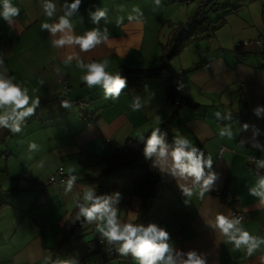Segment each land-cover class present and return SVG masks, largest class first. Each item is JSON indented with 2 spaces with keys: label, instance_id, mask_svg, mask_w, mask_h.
Wrapping results in <instances>:
<instances>
[{
  "label": "crops",
  "instance_id": "obj_1",
  "mask_svg": "<svg viewBox=\"0 0 264 264\" xmlns=\"http://www.w3.org/2000/svg\"><path fill=\"white\" fill-rule=\"evenodd\" d=\"M125 1L82 0L79 11L69 17L73 35L83 36L93 29L103 35L107 30L108 41L88 52H81L79 45L54 48L52 41L60 39L62 33L42 30L43 23H58L59 17L64 15L65 0H52L56 11L51 18L43 11L45 0H11L20 10L11 25L0 16V58L4 61L0 73L14 77L13 83L28 89L30 104L37 97L40 99L35 113L22 122L19 133L31 131L39 132L42 137L49 135L47 137H52L50 140L56 141L58 146L48 150L38 145L37 150L30 152L26 150L28 147L13 144L19 133L7 128L0 129V142L7 144L8 156L23 151L31 154L34 162L60 160L53 167L52 176L63 170L66 179L58 186L64 191L69 176H76L72 190L62 195L55 221H51L44 210L36 211V208L50 203L52 197L57 198L56 193L44 195V189L15 191L10 199L7 191L0 187V199L7 204L0 211V264H137L130 254L105 257L91 230L72 239L60 251L54 250L70 217L69 196L75 198L77 205L78 196L83 198L88 190L86 180L96 178L99 170L103 173L105 160L115 157L129 139L139 141L171 118L177 109L167 96L170 85H161L159 78L147 80L140 89H123L115 100L105 99L102 85L90 88L81 80L87 69L77 67L76 57L85 64L107 59L109 65L105 71L113 76H122L124 70H152L161 66L164 48L174 30L183 23L175 25L164 44L162 30L158 29L159 9L173 7L174 3L168 5L170 0H159V3L153 2L155 5L151 8L144 0H134L139 11L130 12ZM3 5L4 0H0V12ZM144 6L147 9L142 19L140 8ZM235 7H239V11L227 15L225 25L212 38L195 42L196 45L204 41L208 48L190 57L178 73L173 60L171 62L177 75L175 83L181 88L180 97L193 102L196 108L182 105L169 134L174 138H187L205 158H212L213 166L211 169L205 166V173H216L213 185L201 197L202 181L193 185L191 178L184 180L174 176L170 155L164 160L154 154L153 161L164 183L158 187V195L148 207L151 209L152 203L158 201V209L149 213L148 207L131 195L132 188L126 184H121L125 192L120 194L119 203L113 205L121 223L149 220L148 224L160 227L172 225L166 229L170 233L169 244L184 252L196 250L203 254L206 264H262L260 257L264 256V243L248 256L247 246L235 249L233 244L226 243L219 229L212 227L217 215L231 219L236 211L245 216L240 226L253 236L264 237V195L249 192L264 177V167L257 163L264 159V58L252 59L251 55L257 53L254 48L242 53L232 50L233 47L243 48L237 45L241 39H264V12L260 0H244ZM101 9L106 11V19L101 17L99 24H94L89 13ZM132 13L138 14L137 19L129 21ZM233 19L242 21L238 28L230 25ZM225 26L228 30L223 34ZM68 55H73L74 59L66 64ZM62 101H67L69 107L62 106ZM135 101L142 105L137 111L131 107ZM83 105L88 106L81 109ZM258 107L257 114L254 109ZM222 129L224 136L220 135ZM172 149L168 147L169 153ZM181 185L190 189L192 195H184ZM258 191L264 193V189ZM125 208L128 209L124 214ZM103 223L98 219L93 225L94 232L99 233L97 226Z\"/></svg>",
  "mask_w": 264,
  "mask_h": 264
},
{
  "label": "clouds",
  "instance_id": "obj_2",
  "mask_svg": "<svg viewBox=\"0 0 264 264\" xmlns=\"http://www.w3.org/2000/svg\"><path fill=\"white\" fill-rule=\"evenodd\" d=\"M156 2L159 3V0H156ZM81 3L82 0H72L71 3L65 0L62 6L64 15L59 17L58 23L42 24V30H48L52 34L62 33L60 39L52 41L54 48H63L65 45H79L81 52H88L97 45L108 41L107 30L103 35L97 29L88 31L83 36L72 34L73 26L69 17L74 16L79 11ZM42 7L45 15L50 18L56 11V5L52 0H45ZM134 11L139 10L134 9ZM19 14V8L14 6L11 0H4L3 11L0 12V16H3L7 24L11 25L13 18L19 16ZM89 14L94 24H99L101 17L106 19L107 15L106 11L102 9L94 13L90 11ZM134 19H137V17L128 16L129 21ZM73 59V55H68L65 63H71ZM76 59L77 67L87 69V72L81 77L86 86L91 88L102 85L105 99L115 100L119 98L122 90L126 88V79L121 75L113 76L105 71L109 65L107 59L103 62L93 61L87 64L78 57ZM3 64L4 61L0 58V66ZM13 80L14 77L8 78L4 73H0V129L7 128L12 133H19L22 122L35 113L40 104V99L37 97L30 104L28 89L13 83ZM178 90H181V88H178ZM62 106L69 107V104L67 101H62ZM131 107L133 111H137L142 105L135 101ZM259 111V107L254 109L257 114ZM244 127L246 128L247 125H244ZM166 135L167 133H162L160 128L151 131L147 138L145 155L150 158L155 154L158 159L164 160H167L170 155L173 175L184 180L191 178L193 185L200 184L202 181L200 195L203 197L204 191L208 190L217 178L215 172H210L207 175L205 173V166L208 169L213 166L212 158L210 156L205 158L200 149L193 147L190 141L183 137H175V147L169 153L168 145L165 143ZM220 135L224 136L223 129ZM37 149L38 145L35 142L29 144L30 152ZM257 163L259 167H264V159L257 161ZM75 180L76 176H69L66 191L72 190ZM181 187L184 195H192L190 189L184 185H181ZM258 189H264V177H261L257 186L250 188L249 192L253 195H264ZM119 196L120 194L116 193L117 199H113L111 196L101 197L95 195L94 190H86L83 195L85 203H77L79 208L77 220L83 217L89 224L97 219L103 221V224L97 226L101 240L107 241L109 246H115L118 253L122 255L127 256L131 253L137 264H206L203 254L198 253L196 250L184 252L170 245V233L155 223L148 224L146 227L144 224L121 223L118 219V210L113 207L114 203H119ZM187 202L185 201V203ZM88 203H90V206H86ZM240 225L241 220L239 218L229 219L220 214L217 215L212 227L219 229L220 233L226 237V243L233 244L235 249L239 250L242 246H247V255L252 256L260 244L264 243V237L253 236ZM173 253H175V256ZM260 260L264 264V256H261Z\"/></svg>",
  "mask_w": 264,
  "mask_h": 264
},
{
  "label": "trees",
  "instance_id": "obj_3",
  "mask_svg": "<svg viewBox=\"0 0 264 264\" xmlns=\"http://www.w3.org/2000/svg\"><path fill=\"white\" fill-rule=\"evenodd\" d=\"M173 1L175 0H170V3H173ZM183 1L187 4L197 3V12L190 18V22L187 24H180L174 30L172 39L164 48L161 66L152 70L122 71V77L126 79V91L143 88V84L147 80L154 78H159L161 85L166 83L170 85V87L167 88V96L169 101H172L175 105L178 104L176 105L177 109L171 118L166 119L156 128H160L162 133H167L165 136V143L168 147L172 148L175 147V138L169 134V129L178 116L182 105H188L192 108H196V106L193 102H186L184 99L180 98V90H178V85L175 83L177 75L174 74L171 62L189 46L193 40L212 38L225 25L227 15L239 10V7L231 8L230 5L224 7L220 6V10H229L222 18L212 22L208 19L206 11L203 10L205 0H182V2ZM260 1H262L264 12V0ZM217 5L218 4H214V6ZM256 39L263 38L259 37ZM262 58H264V56H262ZM86 106L88 105H83L80 108L82 109ZM151 131L147 132L143 136V139L141 138L139 141L129 139L126 144L117 151L115 157L105 160V167L102 175L98 178H88L86 180L88 190H94L97 196H111L113 199H116V193L122 194L125 192L121 184H126L132 188L131 195L142 201L144 207H148L149 203L157 197L158 187L164 183L163 175L154 163L153 156L149 158L145 155L146 142ZM78 203H84L83 199L81 198ZM5 206H7V204L0 199V211ZM86 206H90V203L86 204ZM78 212L79 208L76 205L62 230L61 240L54 249L56 252L60 251L72 239H77L80 235L84 234L86 230L92 227L98 220H94L91 224L87 223L83 217L77 220ZM148 222L149 220L136 224H144L146 227ZM93 235L95 236V240L99 242L98 248L101 250V253L103 250H107L110 247L116 252L115 256L110 257L104 255L105 257L117 258V256L121 255L118 253L115 246H109L107 241L101 240L100 233L95 232ZM129 254L131 255V253Z\"/></svg>",
  "mask_w": 264,
  "mask_h": 264
},
{
  "label": "rangeland",
  "instance_id": "obj_4",
  "mask_svg": "<svg viewBox=\"0 0 264 264\" xmlns=\"http://www.w3.org/2000/svg\"><path fill=\"white\" fill-rule=\"evenodd\" d=\"M105 2V0H98V2L102 3ZM146 6L153 8L154 3L156 1L153 0H144ZM244 0H216L214 3L210 4L208 7L204 8L203 10L206 11L208 19L212 22L217 21L219 18H222L229 9L227 10H220L221 7H224L226 5H230L231 8H234L236 5L243 3ZM173 7H168V8H163L160 7V16H159V21H158V29L162 30V42L166 44L168 37L171 35L173 32L174 28L176 27L175 25L180 23L187 24L190 22V18L193 16L194 13L197 12L198 9V4L193 3V4H187L186 2H182V0H175L173 1ZM126 4V9L130 8V12H134V9L139 10V5L135 3L134 0H127L125 1ZM170 5V2L167 3ZM214 4H218L217 6H214ZM141 7L140 12H141V18L143 19L145 10L147 7ZM221 6V7H220ZM166 7V6H165ZM257 8V7H253ZM166 9V13H164ZM196 11V12H195ZM239 11V10H238ZM235 12V11H234ZM253 13H257V11H254ZM138 14L137 13H132V16L136 17ZM230 16L228 17V19ZM171 21V22H170ZM171 23L173 26H171ZM242 21L239 19H233L231 22L232 27H239ZM147 25L148 28L150 26L149 24V17L147 16ZM226 27V26H225ZM237 27V28H238ZM226 30H228V27H226L222 33L226 34ZM148 34H150V30L148 29ZM202 40V39H199ZM199 40H193L189 48L186 50H183L175 59H173L172 65L176 66L177 68L175 71L177 72L180 70L181 65H184L190 60V57L193 55H197L199 52L202 50H205L204 47L208 48V45L204 43V41H200L198 44L195 45V42ZM242 43L248 40H239ZM207 42V41H206ZM239 42L237 43V45ZM202 45V46H200ZM236 45V46H237ZM235 46V45H234ZM235 46V47H236ZM160 49H162V46H159ZM247 48H237L234 49L236 53L238 52H243ZM252 56V59L257 58H262L260 54L254 53ZM257 55V56H256ZM160 67V64L158 65ZM178 73V72H177ZM78 108V107H76ZM79 120H81V117L79 116ZM80 126H82V121L80 122ZM65 129V128H63ZM47 133V132H46ZM49 135H46V137H42L39 132L34 133L31 131H23L22 133H19L14 139H13V144L17 146H22V147H28L26 150H29V144L32 142H35L37 145H41L43 149H48L50 150L51 147L53 146H58L56 141L50 140L52 137H47ZM11 141V139H9ZM7 144L5 141L2 142L1 144V150H0V187L4 190L7 191V194L9 195V198L12 199V194L17 191H28L32 189H44V195L50 193H56L58 196L57 198L52 197V200H50V203H45L43 206L37 207L36 211L39 210H44V213H48L51 221H55V218L58 216L59 211H60V200H62V195L67 194V191L62 190L59 184L56 185H50L47 182L50 180L53 172V167L58 165L60 160L55 161L54 163L52 161H47V162H42V161H36L34 162V158L32 159L31 154L29 153H24L23 151L17 152L16 154H13V156H7L9 152H7ZM2 154L5 155V158L2 157ZM10 155V154H9ZM10 157V158H9ZM9 159V161H7ZM34 164V166H30V164ZM42 162V164H41ZM67 163V166L69 165L68 161H64ZM64 165V164H62ZM105 167V163H103ZM65 166V167H67ZM70 167V166H69ZM68 173H69V168H67ZM102 170H99V172L96 174V178L100 177L102 175ZM56 174V173H55ZM13 191V192H11ZM20 194V193H19ZM73 194V193H71ZM74 195V194H73ZM83 199V198H82ZM81 200V196H78V201ZM75 203V198L73 196H69L68 200V207L71 210L69 213V216L72 214L73 210L75 209L76 204ZM85 203V202H84ZM89 204V203H88ZM159 204L158 201H154L152 203V208L150 209L149 207L147 208V211L152 212L153 210L158 209ZM128 208L124 209V214L127 212ZM172 225L165 226L163 228L169 229ZM91 230L93 233L94 232V226L89 227L87 231Z\"/></svg>",
  "mask_w": 264,
  "mask_h": 264
},
{
  "label": "built area",
  "instance_id": "obj_5",
  "mask_svg": "<svg viewBox=\"0 0 264 264\" xmlns=\"http://www.w3.org/2000/svg\"><path fill=\"white\" fill-rule=\"evenodd\" d=\"M238 46H241V47L247 48V49L254 48L258 54L264 56V39L248 40V41H245L243 43L242 42L239 43ZM1 144H2V142H0V147H1ZM221 152H223V150ZM2 157L5 158V155L2 154ZM250 162L252 163V162H254V160H251ZM65 179H66L65 174H64L63 170L60 169L57 172V174L51 176V178L49 180V184H52V185L63 184L65 182ZM220 197H224V195L220 194ZM224 200H225V198H224ZM226 202L230 203V201L227 199H226ZM233 218H239L241 220V223H243L245 220L244 214L241 212H236V211H234L232 216H231V219H233ZM102 254L111 257V256H115L116 252H114V250L110 247L107 250H103Z\"/></svg>",
  "mask_w": 264,
  "mask_h": 264
},
{
  "label": "water",
  "instance_id": "obj_6",
  "mask_svg": "<svg viewBox=\"0 0 264 264\" xmlns=\"http://www.w3.org/2000/svg\"><path fill=\"white\" fill-rule=\"evenodd\" d=\"M215 0H205L204 1V8L208 7L212 2H214Z\"/></svg>",
  "mask_w": 264,
  "mask_h": 264
}]
</instances>
